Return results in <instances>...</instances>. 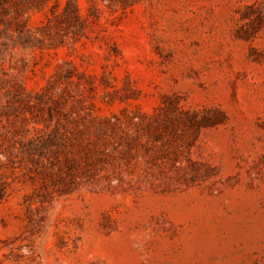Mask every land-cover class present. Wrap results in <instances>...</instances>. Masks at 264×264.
Returning <instances> with one entry per match:
<instances>
[{
    "label": "rangeland",
    "instance_id": "374dc122",
    "mask_svg": "<svg viewBox=\"0 0 264 264\" xmlns=\"http://www.w3.org/2000/svg\"><path fill=\"white\" fill-rule=\"evenodd\" d=\"M0 264H264V0H5Z\"/></svg>",
    "mask_w": 264,
    "mask_h": 264
},
{
    "label": "trees",
    "instance_id": "16d2710c",
    "mask_svg": "<svg viewBox=\"0 0 264 264\" xmlns=\"http://www.w3.org/2000/svg\"><path fill=\"white\" fill-rule=\"evenodd\" d=\"M5 2V0H0V5H3Z\"/></svg>",
    "mask_w": 264,
    "mask_h": 264
}]
</instances>
